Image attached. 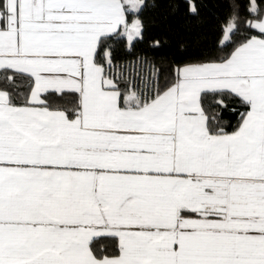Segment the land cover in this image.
<instances>
[{
  "label": "snow or ice",
  "instance_id": "1",
  "mask_svg": "<svg viewBox=\"0 0 264 264\" xmlns=\"http://www.w3.org/2000/svg\"><path fill=\"white\" fill-rule=\"evenodd\" d=\"M217 2L163 52L196 0H0V264H264V0Z\"/></svg>",
  "mask_w": 264,
  "mask_h": 264
},
{
  "label": "trees",
  "instance_id": "2",
  "mask_svg": "<svg viewBox=\"0 0 264 264\" xmlns=\"http://www.w3.org/2000/svg\"><path fill=\"white\" fill-rule=\"evenodd\" d=\"M200 7L201 20L203 23H197L195 19L188 18L184 14V6H181L180 12L173 17H169L167 21L160 19L161 14L166 10L167 4H162L156 13H149L150 17L155 16L158 20L154 27H151L146 33L147 40L162 35H168L172 39V47L166 48L163 52H171L175 48L178 40L196 42L203 40L207 46H211L216 36L217 17L225 13V8L217 0H196ZM191 19L189 25L188 20ZM148 50L147 43L137 45V50Z\"/></svg>",
  "mask_w": 264,
  "mask_h": 264
}]
</instances>
